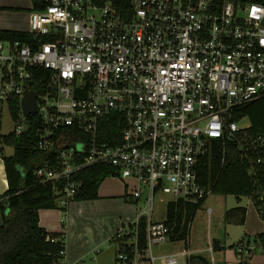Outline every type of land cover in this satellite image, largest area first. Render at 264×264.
I'll return each instance as SVG.
<instances>
[{"label":"built area","instance_id":"1","mask_svg":"<svg viewBox=\"0 0 264 264\" xmlns=\"http://www.w3.org/2000/svg\"><path fill=\"white\" fill-rule=\"evenodd\" d=\"M28 31L32 41L0 40V102L18 104L15 134L35 122L44 162L34 175L55 184L67 204L82 185L76 172L109 165L137 207L134 222L112 236L117 262L186 264L188 250L153 254L170 240L155 203L199 206L213 193L214 181L201 180V159L212 140L241 130L237 109L264 95V0H42ZM29 91L36 110L25 114ZM110 114L122 121L113 142L99 137ZM206 212L210 219L212 208Z\"/></svg>","mask_w":264,"mask_h":264},{"label":"trees","instance_id":"2","mask_svg":"<svg viewBox=\"0 0 264 264\" xmlns=\"http://www.w3.org/2000/svg\"><path fill=\"white\" fill-rule=\"evenodd\" d=\"M117 1V0H116ZM32 8L42 6V0H31ZM121 8V6H120ZM0 9H3L0 7ZM0 40L32 41V34L28 30H13L0 28ZM43 72H47L46 70ZM39 84H35L38 88ZM11 103V102H10ZM9 106L14 117L18 111V104ZM32 119V116H30ZM233 120H249V125L241 128L234 138L211 141L209 152L201 159L200 173L204 183L214 181L213 193L234 195L237 199L249 196L256 211L264 220V197L261 198L258 190L264 191V160L257 163L258 156L264 159V148L257 146L259 136H264V95L240 106L233 114ZM35 122L20 135L10 131L1 136V143L11 145L13 152L9 155L0 150L3 160L6 190L0 194V264H56L64 255L60 251L65 248L63 234L47 231L39 223V210L43 208H57L66 212L67 204H59L55 193V184L40 182L34 175L35 168L41 166L44 160H39L43 152L36 145ZM100 138L113 142L116 133L120 140L121 123L114 120L113 114L102 119L100 124ZM68 130L74 131L69 127ZM255 145L256 149H251ZM252 164L254 173H248ZM113 175L109 165L94 164L83 167L74 175L81 180L82 185L71 200H92L98 198L100 183L108 176ZM198 206L183 201H170L167 204L165 222L170 228V240H183L188 249V234L191 220ZM246 208L234 206L224 212V220L228 223L244 224ZM64 226V223L62 224ZM247 245L260 244L264 246V232L248 236L243 234ZM240 238L229 248L242 244ZM211 248L214 260L207 253L190 254L187 264H219L226 246L219 238L211 239ZM237 245V246H236ZM139 251L146 252L145 220L139 222ZM246 250L250 251V248ZM248 264V261H241Z\"/></svg>","mask_w":264,"mask_h":264},{"label":"crops","instance_id":"3","mask_svg":"<svg viewBox=\"0 0 264 264\" xmlns=\"http://www.w3.org/2000/svg\"><path fill=\"white\" fill-rule=\"evenodd\" d=\"M29 3L32 4L31 0H29ZM1 5L10 4L6 3L5 0L4 2L0 0ZM2 14L14 16L17 13L13 10L3 11V9H0V15ZM9 29L24 30L15 27ZM6 188L7 180L3 160L0 157V194ZM126 189L127 183L111 175L100 183L98 198L96 199L71 200L67 204L66 212L57 208H43L39 210L40 225L47 231L63 234L65 242L63 264H86V258L94 252H99V248L102 245L113 243L112 236L121 224L134 222L137 207L126 196ZM111 210H118L122 215L114 223L106 225V215ZM63 223L64 226L62 225ZM242 225L244 226V233L248 236L264 232V220L259 216L254 205L246 208L245 222ZM240 238L243 240L242 244L238 245L242 248L240 251L241 255H238L234 248L230 251L226 247L223 255L218 259L219 264H242L241 261H248V264H264V246L258 243L247 245L243 235ZM247 248H250V251L246 250ZM188 250L192 254H197L194 249Z\"/></svg>","mask_w":264,"mask_h":264},{"label":"rangeland","instance_id":"4","mask_svg":"<svg viewBox=\"0 0 264 264\" xmlns=\"http://www.w3.org/2000/svg\"><path fill=\"white\" fill-rule=\"evenodd\" d=\"M1 1L4 2V0ZM5 2L10 5H1L0 7L3 8V11L13 10L17 14L14 16L8 14L0 15V28L9 29L15 27L17 29L28 30L29 14L32 9V4L29 3V0H5ZM14 125L15 122L10 113L8 103L0 102V150L7 155L13 152V147L1 143V136L10 131H14ZM238 125L241 128L246 127L249 125V120L244 118L238 122ZM166 199L167 197H165V200ZM237 205L249 208L253 206V203L249 196H241L240 199H237L231 194L223 195L211 193L208 198L198 206L191 220L188 234V249H194L197 253H207L213 260V253L210 252L208 248L211 246V239L216 237L222 241L223 245L228 247V250H233V248H229V246L238 242L244 233V226L242 224L228 223L225 221L224 212ZM208 207L212 208L210 219H208V214L206 212ZM166 209V201H156L154 217L161 220L165 219ZM120 215L122 214L118 210H111L108 215H106L105 224L110 225L114 223ZM1 221L2 218L0 223ZM188 249L183 240H169L165 243L152 246L154 255L176 253ZM99 250V252H94L86 258V264H119L116 260L117 242L106 243L102 245ZM190 254H192L191 251ZM238 255H241V253ZM62 262L63 259L56 264H62ZM157 262L159 261L157 260Z\"/></svg>","mask_w":264,"mask_h":264},{"label":"water","instance_id":"5","mask_svg":"<svg viewBox=\"0 0 264 264\" xmlns=\"http://www.w3.org/2000/svg\"><path fill=\"white\" fill-rule=\"evenodd\" d=\"M35 96V91H29L21 99V107L25 114H30L36 110Z\"/></svg>","mask_w":264,"mask_h":264}]
</instances>
